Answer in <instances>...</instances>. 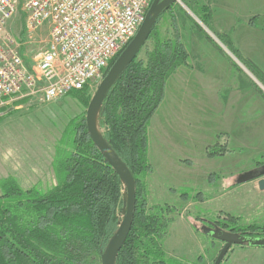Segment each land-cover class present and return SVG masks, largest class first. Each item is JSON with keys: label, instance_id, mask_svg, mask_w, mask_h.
Wrapping results in <instances>:
<instances>
[{"label": "rangeland", "instance_id": "rangeland-1", "mask_svg": "<svg viewBox=\"0 0 264 264\" xmlns=\"http://www.w3.org/2000/svg\"><path fill=\"white\" fill-rule=\"evenodd\" d=\"M25 1L15 0V12L7 25V31L14 36L23 35ZM199 3L179 0L165 10L155 26L160 37L177 34L185 50L186 47L195 49L199 39L207 35L214 39L197 11ZM47 36L46 24L36 30L32 42L25 48L27 65H32L34 56L44 48ZM153 43L152 37L146 41L136 55L137 61L146 60ZM235 64L239 73L248 79V74L240 67L243 63ZM100 81L92 82L80 97L67 95L50 103H23L0 118V180L14 181L21 190L48 191L55 186L60 176L57 167L60 151L70 142L74 124L85 120L87 105ZM162 100L149 126L151 170L139 176L141 188L147 206L165 210L167 227L161 239L165 255L181 262L200 258L203 264H213L223 243L201 230L202 225H206L202 221L216 223L238 234L243 230L236 229L249 226L256 227L252 231L264 233V190L253 189L257 186L256 180L236 183L238 174L260 166V162L250 163L249 156L240 161L245 155H237V161L232 160L233 155L208 157L206 147L212 146L218 138L211 136L207 123L197 122L190 112L184 117L178 105L171 107L167 98ZM257 159L264 160V155ZM191 160L192 167L189 166ZM121 192L123 194V190ZM181 193L187 194L185 199ZM125 207L124 201L121 211L125 212ZM122 216L120 213L119 220ZM221 264H264V247L233 245Z\"/></svg>", "mask_w": 264, "mask_h": 264}, {"label": "trees", "instance_id": "trees-1", "mask_svg": "<svg viewBox=\"0 0 264 264\" xmlns=\"http://www.w3.org/2000/svg\"><path fill=\"white\" fill-rule=\"evenodd\" d=\"M197 1L201 20L209 24V7L204 0ZM159 17L142 44L153 38L146 60L135 57L125 67L108 88L99 110L103 138L135 180L133 220L115 264H203L200 258L181 262L165 255L161 239L166 234V213L147 206L139 177L151 170L148 129L163 98L165 80L178 66L187 64L178 35L161 38L155 30ZM245 64L264 84L256 67L248 61ZM86 88L69 95L80 97ZM69 141L57 159L58 183L50 190H21L14 181L0 180V264L101 263L102 253L119 230L123 185L89 138L84 118L71 128ZM225 152L224 142L206 147L208 157ZM255 228L235 231L243 230L240 235L246 237H264V233L252 231Z\"/></svg>", "mask_w": 264, "mask_h": 264}, {"label": "built area", "instance_id": "built-area-1", "mask_svg": "<svg viewBox=\"0 0 264 264\" xmlns=\"http://www.w3.org/2000/svg\"><path fill=\"white\" fill-rule=\"evenodd\" d=\"M153 0H26L23 35L7 31L15 0H0V118L21 104L54 102L101 80L136 34ZM44 48L25 63L42 25Z\"/></svg>", "mask_w": 264, "mask_h": 264}, {"label": "crops", "instance_id": "crops-1", "mask_svg": "<svg viewBox=\"0 0 264 264\" xmlns=\"http://www.w3.org/2000/svg\"><path fill=\"white\" fill-rule=\"evenodd\" d=\"M204 2L210 11L207 30L214 39L207 35L211 41L206 36L195 49L186 47L187 64L167 77L162 99L178 105L184 117L190 112L197 122L207 123L211 136L226 146L223 157L233 155L237 161V155H245L239 160L249 156L250 163L262 162L257 158L264 155V84L245 61L264 78V0ZM238 61L248 79L239 73ZM253 189L259 190L256 185Z\"/></svg>", "mask_w": 264, "mask_h": 264}, {"label": "water", "instance_id": "water-1", "mask_svg": "<svg viewBox=\"0 0 264 264\" xmlns=\"http://www.w3.org/2000/svg\"><path fill=\"white\" fill-rule=\"evenodd\" d=\"M176 1L179 0L152 1L136 34L126 45V47L114 61V63L109 67L106 74L101 79L94 95L91 97L86 108L85 126L89 138L120 178V181L123 185V199L126 204L125 212L121 211V215L123 216L119 221V230L117 231L114 238L108 243L105 251L100 257L101 264H115L117 254L123 246L125 239L129 233L135 208V180L130 171L114 154L113 150L103 138L98 126L99 110L108 88L114 82L115 78L136 57L143 42L149 35L154 21L159 17L163 10L167 9ZM251 180H256L257 188L259 190H264V164H262L260 170L257 173L254 169H250L238 174L236 177V183H244ZM210 224L212 225V227L202 226L201 230L204 233L210 235L212 238L223 243L217 256L214 259L213 264H220L227 251L233 245L248 244L250 246L264 247V237H246L236 232L226 231L218 227L215 223L210 222Z\"/></svg>", "mask_w": 264, "mask_h": 264}, {"label": "flooded vegetation", "instance_id": "flooded-vegetation-1", "mask_svg": "<svg viewBox=\"0 0 264 264\" xmlns=\"http://www.w3.org/2000/svg\"><path fill=\"white\" fill-rule=\"evenodd\" d=\"M261 166H262V164H260V166H257V167H255V168H251V169H254L255 170V172L257 173L259 170H260V168H261ZM248 170H250V169H248ZM202 224H206V225H202V226H208V227H212V225L210 224V221H202L201 222ZM216 224V223H215Z\"/></svg>", "mask_w": 264, "mask_h": 264}]
</instances>
